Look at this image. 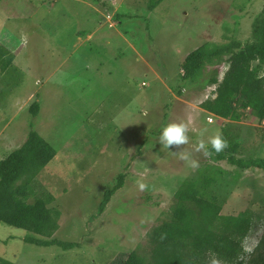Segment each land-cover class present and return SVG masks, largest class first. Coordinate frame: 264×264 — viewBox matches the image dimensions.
<instances>
[{"label":"rangeland","instance_id":"obj_1","mask_svg":"<svg viewBox=\"0 0 264 264\" xmlns=\"http://www.w3.org/2000/svg\"><path fill=\"white\" fill-rule=\"evenodd\" d=\"M4 1L0 43L15 55L0 70V159L19 147L29 130L55 149L33 188L35 195H52L48 207L60 213L52 238L73 247L27 244L24 231L0 222V256L15 264H121L131 252L148 259L149 233L170 219L174 194L202 173L219 169L211 192L221 204L220 214L251 217L239 241L238 262L260 264L264 171L241 170L196 150L200 139L208 149L209 137L220 131V124H207L199 110L216 85L200 81L214 68L220 81L227 65L206 66L192 84L182 82L179 73L186 55L203 44L249 41L264 0H99L97 5L87 0L95 12L84 0ZM87 19L120 43L114 52L115 46L100 49L104 58L98 68L70 50L81 24L91 31L85 40L100 35ZM128 77L130 87L123 83ZM33 102L39 104L35 117L28 112ZM181 121L189 142L166 148L159 141L162 127ZM226 123L225 139L240 143L238 158L264 159V120L247 111L241 121ZM180 149L198 166L180 159ZM119 174L122 187L98 213L104 191L115 186ZM203 259L227 264L215 255Z\"/></svg>","mask_w":264,"mask_h":264},{"label":"trees","instance_id":"obj_2","mask_svg":"<svg viewBox=\"0 0 264 264\" xmlns=\"http://www.w3.org/2000/svg\"><path fill=\"white\" fill-rule=\"evenodd\" d=\"M251 29V38L244 44L207 43L199 46L186 55L181 64L183 73H179L182 82L192 84L200 80L206 66L225 63L227 70L220 81L216 68L200 81L203 85H216L215 97L204 100L200 108L232 122L241 121L247 111L258 122L264 120V73L260 74V68L264 66V6L261 14L253 20ZM13 57L0 45V70L10 65ZM252 62H257L254 68ZM38 111L39 104L33 102L28 112L35 117ZM221 133L225 139L226 128ZM226 140L227 147L219 153L209 146L213 161H226L241 170L257 168L264 171V159L237 158L234 156L238 147L235 137ZM55 154L49 143L36 131L29 130L21 146L0 160V222L24 231L27 235L23 241L27 244L56 246L65 251L73 244L52 238L60 216L58 210L48 207L53 201L52 195L43 192L35 195L33 188L35 177ZM212 171L213 175L202 173L197 180L187 182L174 194L175 205L170 219L149 233L153 245L149 258L131 252L121 264H204L203 258L211 255L227 264L243 263L238 262L243 253L239 241L247 232L251 217L247 212L236 216L220 214L221 204L211 192V186L218 176L216 173L220 175L221 170ZM123 177L119 174L115 186L104 191L98 213L103 212L111 196L122 187ZM260 242L264 246V237ZM249 263L256 264L253 259ZM0 264L15 263L0 256ZM260 264H264V259Z\"/></svg>","mask_w":264,"mask_h":264},{"label":"crops","instance_id":"obj_3","mask_svg":"<svg viewBox=\"0 0 264 264\" xmlns=\"http://www.w3.org/2000/svg\"><path fill=\"white\" fill-rule=\"evenodd\" d=\"M93 1V3H95L96 5L97 4H99V0H92ZM5 1L4 0H0V7L2 6V4L4 3ZM82 3H86L87 2V0L85 1H81ZM88 2H89V0H88ZM89 7H91V9H93L94 10V12H95V8H97L94 4V8L89 4V3H86ZM98 11V10H97ZM0 15H2V14H0ZM0 18H1V16H0ZM84 22V21H83ZM89 22H91L92 23V29L94 28L96 31H97V33L98 34H100V35H95L94 34V36H93V38H90L89 40H85L86 38H84V37H88V35H89V32H91V31H89V28H84L83 29V27L85 26V25H83V24H81V31H77L76 32V35H75V41H74V44L72 45V49H70V50H72V53L74 52V53H76L75 55H82V57H84L85 58V60L87 61V62H90L91 61V63H95L96 64V67L98 68V67H101L102 66V64H101V61L103 60V58L104 57H99V55H103L102 54V51L101 50H103L104 52L107 50V49H109V50H111L110 48L111 47H114V50L112 51V52H114V51H116V50H118V48H117V46L119 47V45H120V43H115L116 42V40H117V38H115V39H113V37L111 38V39H109V36H107V35H102V34H104V33H102V31H101V25H100V23L99 22H97L96 24H94L93 22H92V20L91 19H87L86 20V23H89ZM25 27L23 26V28H21V32L23 31V29H24ZM103 36V37H102ZM104 37L106 38V39H104ZM108 37V38H107ZM120 37H118V39H119ZM2 41V40H1ZM5 43H6V41H5ZM128 43L126 42V45H127ZM0 45L1 46H3L4 47V45H2L1 43H0ZM6 48V47H5ZM101 48H104V49H106V50H104V49H101ZM131 48V47H130ZM7 49V48H6ZM101 49V50H100ZM8 50V49H7ZM12 53V52H11ZM13 55H15L14 53H12ZM70 55H72V54H70ZM84 60V59H83ZM84 60V62H86ZM87 66L89 67V65L87 64ZM227 70V69H226ZM219 71V70H218ZM225 73V72H224ZM224 73L222 74V75H224ZM218 74H220V71L218 72ZM223 77V76H222ZM123 83H127L128 84V86L130 87V81H129V77H128V81L127 80H123ZM215 97V94H213V97L211 98V99H213ZM199 110L205 115V122L207 123V124H215V125H217L218 123L220 124V125H218L216 128L217 129H220V132L225 128H223V126L225 125V123L227 122L228 123V121L229 120H226V119H223V118H220V117H217V116H215V115H213V114H211V113H208L207 111H205V110H203V109H200L199 108ZM207 118H211L212 120L210 121V123H208L207 122ZM229 122H232V121H229ZM226 123V124H227ZM233 123V122H232ZM24 142V141H23ZM22 142V143H23ZM235 143L238 145V147H237V150L239 149V147H240V143H239V141L236 139L235 140ZM21 146V145H20ZM19 146V147H20ZM11 151H13V150H10L9 152H11ZM8 152V153H9ZM237 152V151H236ZM8 153H6L4 156H2V158L0 159V160H2ZM57 155V153L55 154V156ZM54 156V157H55ZM234 156L235 157H237L236 156V153H234ZM238 158V157H237ZM53 159V158H52ZM51 161V160H50ZM49 161V162H50ZM48 162V163H49ZM46 167V166H45ZM44 167V168H45ZM43 168V169H44ZM42 169V170H43Z\"/></svg>","mask_w":264,"mask_h":264},{"label":"clouds","instance_id":"obj_4","mask_svg":"<svg viewBox=\"0 0 264 264\" xmlns=\"http://www.w3.org/2000/svg\"><path fill=\"white\" fill-rule=\"evenodd\" d=\"M159 141L169 149L170 145H184L189 142V135H188V127L187 124L184 122H170L164 125L159 134ZM208 143L211 145V148L219 153L224 148L227 147L228 141L223 138L222 133L217 130L215 134L209 137ZM196 150H203L206 154L210 155L211 153L205 147V141L200 139L196 145ZM179 153V157L182 160H186L190 163L192 167H197V162L191 159V154L187 151L180 149L176 151ZM143 183H139V187L142 189L144 188ZM212 264H218V261L213 259Z\"/></svg>","mask_w":264,"mask_h":264},{"label":"built area","instance_id":"obj_5","mask_svg":"<svg viewBox=\"0 0 264 264\" xmlns=\"http://www.w3.org/2000/svg\"><path fill=\"white\" fill-rule=\"evenodd\" d=\"M105 18H106V16H105ZM108 23L110 22V19H109V15L107 14V20H106ZM183 73V71H181V74ZM142 84H143V86H145L144 84V82H142ZM207 120L208 121H211L212 119L211 118H207Z\"/></svg>","mask_w":264,"mask_h":264}]
</instances>
